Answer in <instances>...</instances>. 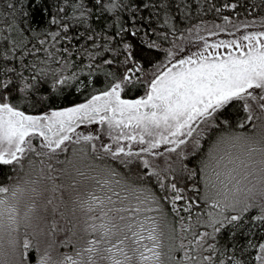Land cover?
Listing matches in <instances>:
<instances>
[{
  "label": "snow or ice",
  "instance_id": "obj_1",
  "mask_svg": "<svg viewBox=\"0 0 264 264\" xmlns=\"http://www.w3.org/2000/svg\"><path fill=\"white\" fill-rule=\"evenodd\" d=\"M0 264H264V0H0Z\"/></svg>",
  "mask_w": 264,
  "mask_h": 264
}]
</instances>
